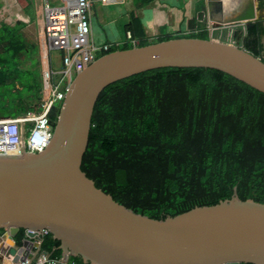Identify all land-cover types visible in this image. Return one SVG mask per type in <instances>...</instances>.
Wrapping results in <instances>:
<instances>
[{
	"label": "water",
	"instance_id": "water-1",
	"mask_svg": "<svg viewBox=\"0 0 264 264\" xmlns=\"http://www.w3.org/2000/svg\"><path fill=\"white\" fill-rule=\"evenodd\" d=\"M205 2L215 20L207 37L174 36L98 55L50 108L56 120L45 148L0 154V229L11 248L19 229H47L64 260L87 264H264V202L240 199L236 187L214 204L153 218L114 200L80 167L98 94L116 80L158 67H209L264 93V59L233 39L257 19L254 0L224 15L219 1ZM23 237L13 262L31 249Z\"/></svg>",
	"mask_w": 264,
	"mask_h": 264
},
{
	"label": "trees",
	"instance_id": "trees-1",
	"mask_svg": "<svg viewBox=\"0 0 264 264\" xmlns=\"http://www.w3.org/2000/svg\"><path fill=\"white\" fill-rule=\"evenodd\" d=\"M125 31L137 45L151 42L134 9ZM174 36L205 38L207 30L152 41ZM262 36L264 20L249 22L242 44L260 56ZM130 46L111 44L99 55ZM33 47L19 28L0 26V97L18 98L0 117L39 110L40 74L17 62V52ZM17 83L21 89L11 92ZM80 167L114 200L153 218L214 204L233 187L240 199L264 202V93L209 67H158L116 80L98 94ZM18 231L20 242L24 230ZM58 246L47 234L40 251L58 257Z\"/></svg>",
	"mask_w": 264,
	"mask_h": 264
},
{
	"label": "built area",
	"instance_id": "built-area-1",
	"mask_svg": "<svg viewBox=\"0 0 264 264\" xmlns=\"http://www.w3.org/2000/svg\"><path fill=\"white\" fill-rule=\"evenodd\" d=\"M60 1L61 4H52L49 0L42 2L44 47L49 54L51 51L59 53V65L55 68L50 57L51 65L44 75L42 87L44 90L42 89L38 111L0 117V154L17 155L23 151L34 153L43 150L52 136L53 122L56 120V115L50 114L49 110L56 106V102L60 103L75 73L82 70L111 44H120L97 43L91 38L90 9L93 0ZM98 1L108 3L111 0ZM212 26L214 25L207 24L206 30ZM199 31L191 30L194 33ZM233 39L236 41L235 37ZM125 40L132 46L137 45L139 41L138 38L132 37L129 31H125ZM23 234L31 240V249L34 248L36 253L33 256L27 254L18 264H87L71 258L64 260L61 255L51 256L40 251L43 238L50 234L47 229L37 230L31 234L24 230Z\"/></svg>",
	"mask_w": 264,
	"mask_h": 264
},
{
	"label": "crops",
	"instance_id": "crops-1",
	"mask_svg": "<svg viewBox=\"0 0 264 264\" xmlns=\"http://www.w3.org/2000/svg\"><path fill=\"white\" fill-rule=\"evenodd\" d=\"M34 1L36 0H31ZM51 1L52 4L56 2ZM217 1L220 2L219 8L223 9L224 15L231 7L236 9L244 0ZM15 3L20 5L17 0H0V7L9 10L15 7ZM254 4L256 13H259L257 0H254ZM216 6L218 8V5ZM133 9L136 10L143 33L148 39L161 34H184L194 29L206 30L207 24L215 22L209 18L205 0H111L108 3L93 0L90 9L91 38L97 43L125 42V24L129 21V12ZM260 13L255 21L264 20V8ZM111 23H115L116 28H111ZM260 42V57L264 58V36L261 37ZM5 232L0 229V264H18L19 261L13 262V260L15 254L20 253L19 247L22 241L18 240L19 231L13 235L16 244L13 248L7 244ZM35 253L32 248L28 256H33Z\"/></svg>",
	"mask_w": 264,
	"mask_h": 264
},
{
	"label": "rangeland",
	"instance_id": "rangeland-1",
	"mask_svg": "<svg viewBox=\"0 0 264 264\" xmlns=\"http://www.w3.org/2000/svg\"><path fill=\"white\" fill-rule=\"evenodd\" d=\"M52 2L51 0H49ZM54 4H61L62 2L60 0H55ZM29 5L26 8H22L20 5H17L15 3V7L9 10L3 9V7H0V26L2 24L10 25L13 28H19L20 31L26 36V38L34 43V47L32 49H28L29 51H19L17 52V62L18 67L21 69H29L32 71V76H36V73L38 72L40 74V77L42 79V82L44 80V75L48 71V68L51 65L50 61V55L52 57L53 66L55 68L59 65V53L57 51H51L50 55L47 52V50L44 47V37H43V31H42V0H36L34 2H31V0H28ZM113 9V6H111ZM257 7L259 13L257 15L261 14L260 12L264 8V0H257ZM7 9V8H6ZM18 21H22V26L18 24ZM111 28H116L115 23H111ZM240 30H237L234 32V37L236 41H240L242 36V31L240 32L241 36H235L237 32ZM194 32H187L184 34H190ZM183 34V33H179ZM154 39L150 38V41ZM43 87V83H42ZM21 89V85L18 83L15 84V86L11 89V92H16L17 90ZM43 89V88H42ZM44 90V89H43ZM1 100V108L0 111L8 109L12 105L18 102L17 96L13 95H4L0 97ZM60 103L56 102L55 105L58 106Z\"/></svg>",
	"mask_w": 264,
	"mask_h": 264
}]
</instances>
